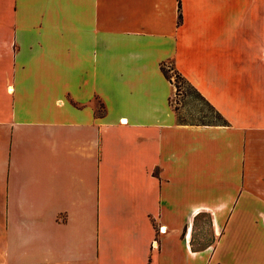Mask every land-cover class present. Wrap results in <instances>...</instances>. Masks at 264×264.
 Segmentation results:
<instances>
[{
  "label": "crops",
  "instance_id": "obj_1",
  "mask_svg": "<svg viewBox=\"0 0 264 264\" xmlns=\"http://www.w3.org/2000/svg\"><path fill=\"white\" fill-rule=\"evenodd\" d=\"M0 264H264V0H0Z\"/></svg>",
  "mask_w": 264,
  "mask_h": 264
},
{
  "label": "rangeland",
  "instance_id": "obj_2",
  "mask_svg": "<svg viewBox=\"0 0 264 264\" xmlns=\"http://www.w3.org/2000/svg\"><path fill=\"white\" fill-rule=\"evenodd\" d=\"M162 68L174 85L171 105L176 112V116L186 122L193 123L214 121V114L209 105L194 93L187 81L176 72L172 64L164 63ZM101 110L100 104V112Z\"/></svg>",
  "mask_w": 264,
  "mask_h": 264
},
{
  "label": "trees",
  "instance_id": "obj_3",
  "mask_svg": "<svg viewBox=\"0 0 264 264\" xmlns=\"http://www.w3.org/2000/svg\"><path fill=\"white\" fill-rule=\"evenodd\" d=\"M180 19H181V15L179 14V20ZM162 72L164 73L165 77L171 82V80L168 78V76H167V74H166V72L164 71L163 68H162ZM188 85L194 91V93L196 95H198L202 100H204V98L189 83H188ZM209 107L211 108V110H212V112L214 114V121H207V122H201V123H193V122H186V121L180 119L179 116H176V121L178 122V124H183V125H223V126L224 125H227L226 120L212 106L209 105Z\"/></svg>",
  "mask_w": 264,
  "mask_h": 264
},
{
  "label": "built area",
  "instance_id": "obj_4",
  "mask_svg": "<svg viewBox=\"0 0 264 264\" xmlns=\"http://www.w3.org/2000/svg\"><path fill=\"white\" fill-rule=\"evenodd\" d=\"M164 230H165L164 227H159V228H158V232H159V233H164ZM154 243H155V241H154Z\"/></svg>",
  "mask_w": 264,
  "mask_h": 264
}]
</instances>
